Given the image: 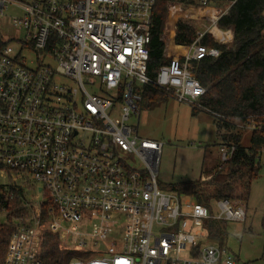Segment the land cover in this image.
I'll use <instances>...</instances> for the list:
<instances>
[{
    "label": "built area",
    "instance_id": "1",
    "mask_svg": "<svg viewBox=\"0 0 264 264\" xmlns=\"http://www.w3.org/2000/svg\"><path fill=\"white\" fill-rule=\"evenodd\" d=\"M158 1L0 0L7 42L0 50V172L22 192L1 264H43L46 234L80 253L69 264H243L210 231L212 222H244L247 206L218 200L213 209L163 190L164 144L138 134L145 89L205 110L206 89L191 63L219 56L202 45L206 34L232 42L219 21L237 0H167L168 21L175 16L170 44L179 13H187L182 6L213 15L150 77ZM5 23L24 37L7 40ZM218 151L226 162L235 146L222 143ZM5 216L3 209L0 220Z\"/></svg>",
    "mask_w": 264,
    "mask_h": 264
},
{
    "label": "trees",
    "instance_id": "2",
    "mask_svg": "<svg viewBox=\"0 0 264 264\" xmlns=\"http://www.w3.org/2000/svg\"><path fill=\"white\" fill-rule=\"evenodd\" d=\"M168 18L167 0L158 1L154 12L149 44L150 57L148 75L156 77L159 69L171 63L168 49L186 48L195 39L196 29L190 23L178 21L173 37L174 44L165 39ZM222 29H232V45L206 34L202 45L216 48L218 57L205 56L191 63L192 71L206 89L201 103L213 115L217 130H225L224 142L235 146V152L226 162L217 161L210 150L204 151L203 174L206 178L195 181L162 184L163 190L189 196L196 202L212 208L218 200L237 201L247 206L253 182L260 177L261 156L264 152V0H237L228 14L219 21ZM0 32V50L7 44ZM171 97L164 91L145 89L141 109L150 108L156 102ZM194 113L200 111L192 109ZM252 124L260 129L253 130L248 146L242 144L238 125ZM240 126V125H239ZM241 129V128H240ZM219 154V153H218ZM216 160V161H215ZM0 169H2L0 167ZM13 193V199L10 194ZM22 192L15 187L0 183V264L3 261L9 237L15 228V220L21 216ZM43 206L44 219L48 217ZM225 221L211 223L210 237L220 244L226 240ZM43 249V264H69L80 253L61 247L56 237L46 234Z\"/></svg>",
    "mask_w": 264,
    "mask_h": 264
},
{
    "label": "rangeland",
    "instance_id": "3",
    "mask_svg": "<svg viewBox=\"0 0 264 264\" xmlns=\"http://www.w3.org/2000/svg\"><path fill=\"white\" fill-rule=\"evenodd\" d=\"M184 8L187 13H179L181 18L179 21L191 23L196 30H203L209 25L212 10L199 6L191 8L182 6V9ZM6 13L19 15L15 8H9ZM172 18L169 21L167 18L165 34L172 30L175 16ZM3 29L7 40L9 37H24L23 31L12 30L7 23L3 25ZM165 39L171 42L168 34ZM10 43L14 48L18 47L15 40ZM232 44L233 42L227 43L229 46ZM179 54H181L179 49L173 47L168 49L169 56ZM214 120L210 113L206 111L194 113L189 105L180 103L173 97L158 101L150 108L141 109L138 121L139 136L164 144L158 173L159 183L171 184L206 178L203 174V168L206 166L205 150H210L214 158L221 161L218 147L224 142V135L228 132L225 130L219 132ZM237 125L236 131L242 135V144L248 146L253 124L249 127H241L239 123ZM261 166L260 177L252 184L246 220L227 222L226 225L225 244L243 264H264V152L261 156ZM9 181V178L0 172V183L8 185ZM212 207L216 209L215 204ZM158 230L160 229L155 227V231ZM182 256L187 255L184 252Z\"/></svg>",
    "mask_w": 264,
    "mask_h": 264
},
{
    "label": "crops",
    "instance_id": "4",
    "mask_svg": "<svg viewBox=\"0 0 264 264\" xmlns=\"http://www.w3.org/2000/svg\"><path fill=\"white\" fill-rule=\"evenodd\" d=\"M227 30H230L229 36H230V38L232 39V42H233V40H234V32H233L232 29H227Z\"/></svg>",
    "mask_w": 264,
    "mask_h": 264
}]
</instances>
